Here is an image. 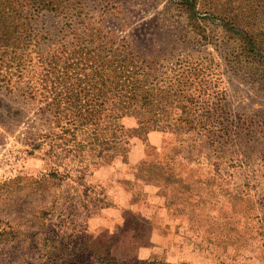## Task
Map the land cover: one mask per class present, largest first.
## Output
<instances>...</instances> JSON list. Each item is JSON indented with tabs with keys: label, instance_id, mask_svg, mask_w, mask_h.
Wrapping results in <instances>:
<instances>
[{
	"label": "rangeland",
	"instance_id": "1",
	"mask_svg": "<svg viewBox=\"0 0 264 264\" xmlns=\"http://www.w3.org/2000/svg\"><path fill=\"white\" fill-rule=\"evenodd\" d=\"M81 1L143 58L224 62L234 46L209 18L204 36L194 32L178 0ZM38 25L60 19L46 15ZM222 67V104L254 136L229 152L236 163L212 164L162 112L146 136L136 134L135 115L123 116L122 148L80 171L70 155L28 153L33 112L0 91V121L12 127L0 134V264H95L107 254L124 264H264V88L237 64ZM14 109L21 115L10 116Z\"/></svg>",
	"mask_w": 264,
	"mask_h": 264
},
{
	"label": "trees",
	"instance_id": "2",
	"mask_svg": "<svg viewBox=\"0 0 264 264\" xmlns=\"http://www.w3.org/2000/svg\"><path fill=\"white\" fill-rule=\"evenodd\" d=\"M199 2L176 5L194 32L204 36L209 18L218 38L234 44L224 62L209 54L173 60L138 56L81 0H0V91L33 112L37 129H26L23 140L28 153L41 150L47 159L70 155L83 171L122 148L123 116L135 115L136 134L146 136L165 112L176 134L192 139L212 164L217 158L236 163L229 152L245 148L254 136L222 104V64H237L264 88V0H203L201 11ZM46 15L60 25L39 26ZM9 113L21 115L18 109ZM0 128L1 134L12 127L0 121ZM49 173L66 177L69 171ZM95 261L124 264L110 254Z\"/></svg>",
	"mask_w": 264,
	"mask_h": 264
},
{
	"label": "crops",
	"instance_id": "3",
	"mask_svg": "<svg viewBox=\"0 0 264 264\" xmlns=\"http://www.w3.org/2000/svg\"><path fill=\"white\" fill-rule=\"evenodd\" d=\"M137 158V156L135 157V159Z\"/></svg>",
	"mask_w": 264,
	"mask_h": 264
}]
</instances>
